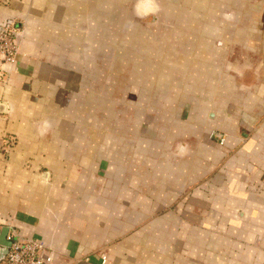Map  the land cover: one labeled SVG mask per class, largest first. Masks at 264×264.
I'll return each mask as SVG.
<instances>
[{
	"label": "crops",
	"instance_id": "obj_1",
	"mask_svg": "<svg viewBox=\"0 0 264 264\" xmlns=\"http://www.w3.org/2000/svg\"><path fill=\"white\" fill-rule=\"evenodd\" d=\"M125 1L0 0L24 26L0 79V230L48 264H264V0H196L202 27L169 28L152 68L160 0ZM114 83L169 122L130 123Z\"/></svg>",
	"mask_w": 264,
	"mask_h": 264
},
{
	"label": "rangeland",
	"instance_id": "obj_2",
	"mask_svg": "<svg viewBox=\"0 0 264 264\" xmlns=\"http://www.w3.org/2000/svg\"><path fill=\"white\" fill-rule=\"evenodd\" d=\"M156 1L159 2V0H156ZM166 1H168V2L171 1V2L170 3L167 2V5H166L165 4ZM166 1L164 2V0H160L159 15H157V16L160 17V20H159L160 23L159 22H154V21H151V20L150 21L146 20V23L148 22V23L153 24L155 28L158 27L156 29L160 28L161 33L159 35H157V34H154V32H152V31L146 30V31H144L143 35H141L139 37L145 43L144 44L145 48L142 47V46H141V48H142V50H145V62H146L145 65L148 68L151 67L154 64V62L156 60V57L158 56V52L155 50L156 48L153 45L155 44L158 47L157 49H159L161 51L160 52V54H161L163 52L162 50L166 46H168V45H170L172 43V41L169 40V36H168L169 35L168 32L170 30L169 28H172L173 30H176V29H181L180 27H187V28H190V27H202V25L200 23H201V21H203V19L200 21V19H201L200 17H201V8H202V6L204 4L203 5L202 4H198L196 2V0H166ZM127 2L128 1H125L124 3L127 4ZM114 12H116V10H114ZM174 12H177L176 15H180L182 17L184 16L185 20L182 19L181 21H178L179 20L178 19L176 21V20L171 19V17H170L171 15L170 14H174ZM192 13L195 14V15H192ZM116 14H118V13H116ZM185 16H187L189 19H186ZM191 16H193L194 18H192L190 20ZM195 17L199 18V20L198 19L196 20ZM146 18H147V16H146ZM121 22H122L121 20L117 21L116 19H113V24H112V32L111 33H113V35H114V42H115V40L117 38V42H116L117 46L113 48V52L115 53L114 56H116V57L120 56L124 52L123 49H122V48H124V45H121V43H120V38L121 37L116 32V30H121L122 24H123V22H122V24H121ZM124 22H126V21L124 20ZM146 25H148V24H146ZM132 27H134V26H132ZM144 27H147V26H144ZM145 29H148V28H145ZM129 31H132V30L130 29ZM172 33H173V31H172ZM133 38L134 37L132 35H127V36L123 37V39H126V42H129V44L132 43ZM129 47L130 48H134V47L128 46V48ZM125 48H127V47H125ZM124 53H125L126 56H127V54L128 55L130 54L129 52H126V51ZM161 55H163V54H161ZM137 60H138L139 63L143 62L142 57H138ZM110 69L113 70V72H116V71L120 70V68H117V67H111V68H109V70ZM118 74H119V72H118ZM105 76L106 75L102 71V75L100 76L102 78L99 79L102 82H98L99 83L98 86L100 88H104V85H103L104 81L103 80H105L104 79ZM147 79H148V81H152V79H153L152 74H151V77H150V74H149L147 76ZM115 81H116V77L114 76V82ZM114 85H116V83L113 84L114 96L118 97V98H116L117 99L116 103H119V106L122 105L121 103H123V104L125 103V105H126L125 107L129 110V113H131V111H133L136 108L141 109V111H142V109H144V111L148 110L149 109L148 105L152 106V105L155 104L152 101V98L155 99V102H160V99L159 100L157 99L158 98V94H156V93H154V94L151 93V95H152V97L150 95L151 99H147L149 96L147 97V95L145 94V96L147 98H145V99L143 98V100L140 99L138 101H135V100L129 98V96L127 94H124L121 97L122 94H120L119 89H115ZM167 87H168V85H167ZM167 87L165 85L161 84V85H158V88L156 86V89L161 91V92L162 91L164 92V91H167ZM107 88H110V86L107 85ZM127 92H128V94H131V93L134 94V93H136V89H134L133 85H129L128 86V90H125L124 93H127ZM163 103H164V101L161 102L162 107H163V105L168 107V103H164V104ZM116 105H118V104H116ZM127 105H129V106H127ZM155 106H159V105L156 104V105H154V107ZM154 112L155 111H153V112L149 111L148 113H154ZM134 114L131 113L127 117L128 121L130 123L132 121H137L139 123H144V124L145 123H147V124H149V123H159V124L163 125V124L169 122L168 121L169 119H167L168 116H163L162 114L160 116H159V114H153V116L150 115L151 117L149 115L147 117L146 114H144V115L143 114L134 115ZM118 117H119V115H118ZM118 120H120V117L118 118ZM207 132H208L207 133V138L211 139V140L215 139V140L218 141V143H219V140L217 139L218 136H215V135L211 136V132L224 135L225 139H226V134H224V133H220V132L212 130V129H209V131H207ZM224 142H223V144H224ZM220 145H222V144H220Z\"/></svg>",
	"mask_w": 264,
	"mask_h": 264
},
{
	"label": "built area",
	"instance_id": "obj_3",
	"mask_svg": "<svg viewBox=\"0 0 264 264\" xmlns=\"http://www.w3.org/2000/svg\"><path fill=\"white\" fill-rule=\"evenodd\" d=\"M24 33L22 23L7 19L0 22V79H4L9 72V66L17 63L20 52L21 37ZM218 136L220 144L225 141V136L211 132V136ZM6 238L10 241L4 264H48L52 258L44 255V245L32 237L20 239L13 230L8 231ZM106 261V256H101V264Z\"/></svg>",
	"mask_w": 264,
	"mask_h": 264
},
{
	"label": "water",
	"instance_id": "obj_4",
	"mask_svg": "<svg viewBox=\"0 0 264 264\" xmlns=\"http://www.w3.org/2000/svg\"><path fill=\"white\" fill-rule=\"evenodd\" d=\"M4 108V104L0 103V111H4ZM8 230L9 227L6 225L0 230V263L4 261L8 247L10 246V241L6 238Z\"/></svg>",
	"mask_w": 264,
	"mask_h": 264
}]
</instances>
